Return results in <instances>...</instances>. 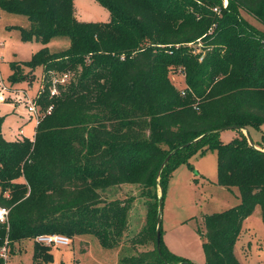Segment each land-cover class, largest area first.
<instances>
[{"label":"trees","instance_id":"obj_1","mask_svg":"<svg viewBox=\"0 0 264 264\" xmlns=\"http://www.w3.org/2000/svg\"><path fill=\"white\" fill-rule=\"evenodd\" d=\"M97 1L109 12L105 22L79 20L74 0H0V10L28 20L17 27L21 40L42 44L30 60L10 62L8 79H32L41 66L36 103L45 110L33 138L19 141L3 137L0 116V206L9 209L0 250L10 257L15 243L32 239L33 264H51L50 246L34 239L53 233L118 247L131 203L107 192L136 184L149 200L132 244L152 248H134L118 264H191L161 238L157 247L158 201L174 168L215 150L217 183L237 187L240 201L204 217L205 263L240 264L233 248L243 220L259 206L264 224V146L242 131L264 124V30L241 11L264 25V0ZM57 36L69 45L51 52ZM56 71L71 76L50 95ZM178 72L182 88L172 79ZM232 126L238 136L223 143L221 131Z\"/></svg>","mask_w":264,"mask_h":264},{"label":"rangeland","instance_id":"obj_2","mask_svg":"<svg viewBox=\"0 0 264 264\" xmlns=\"http://www.w3.org/2000/svg\"><path fill=\"white\" fill-rule=\"evenodd\" d=\"M224 6L227 0H223ZM74 9L81 21L105 22L109 19L106 7L97 0H74ZM242 16L255 27L264 30V25L253 16L241 11ZM27 28L29 22L24 15L0 10V116L3 118L1 131L6 140L19 141L23 137L32 139L35 133L36 120L31 117L25 107L26 96L35 99L40 87L43 69L36 66L33 77L28 75L23 80L11 83L10 62L28 61L42 44L37 41H22L17 27ZM69 45L66 36H57L47 44L51 52L64 50ZM24 71H28L24 69ZM62 73H52L48 81V89L60 83L55 82ZM31 79V80H30ZM174 84L182 88L184 76L181 72L173 73ZM26 94H25V93ZM58 93V91H57ZM56 93V94H57ZM23 97V98H22ZM43 107H39V109ZM40 109V118L45 110ZM22 129L23 137L16 136ZM248 139L254 145H264V124L257 128L249 127ZM245 135L246 133L243 132ZM238 134L233 129L222 130L220 139L229 142ZM160 187H156V195L160 196ZM136 184L114 186L107 192V197L130 201L128 213V230L123 234L122 242L115 248H104L92 235L70 238L69 246H50L53 254L51 264H118L125 253L150 250L152 243L146 245L132 244L138 238L146 223V210L149 198L141 194ZM240 201L237 187L226 188L217 183V156L215 150L196 153L174 168L167 181L161 211V239L167 249L176 256L191 264H206L203 252L204 217L208 214L222 212ZM32 239L15 243L16 251L10 257L6 252L5 264H33ZM1 251V250H0ZM240 264H264V224L260 216L259 206L243 221L238 240L233 248Z\"/></svg>","mask_w":264,"mask_h":264},{"label":"built area","instance_id":"obj_3","mask_svg":"<svg viewBox=\"0 0 264 264\" xmlns=\"http://www.w3.org/2000/svg\"><path fill=\"white\" fill-rule=\"evenodd\" d=\"M70 76H71L70 72L62 73L58 79H54V80L57 83L65 84L69 80ZM43 81H44V76H42L40 80V87H39L36 98L43 91ZM56 93H57V90L55 88L50 89V95H55ZM25 98H26L25 107L27 108V111L29 112L30 116L35 118L36 124H37L40 118V109L36 103V98L34 100L29 99L27 96ZM50 110H51V106L48 107V109L46 110V113H50ZM18 134L22 135V130H19ZM8 212H9L8 208L0 206V223L7 222ZM34 240L46 246H57V247H64V246L66 247V246H69L71 243L70 237L64 234H57V233L41 234L35 237ZM5 251H6L5 247H2L0 251V256H2L3 258L6 257Z\"/></svg>","mask_w":264,"mask_h":264},{"label":"water","instance_id":"obj_4","mask_svg":"<svg viewBox=\"0 0 264 264\" xmlns=\"http://www.w3.org/2000/svg\"><path fill=\"white\" fill-rule=\"evenodd\" d=\"M226 129H234V127H227V128H224L223 130H226ZM242 131H244L246 133V136H248V130L245 129V128H242ZM249 143L250 144H253V142L248 139ZM169 157H167L165 160H164V163L162 164V166L160 167V170L159 172L161 171L163 165L167 162ZM161 211H162V199L160 198L159 201H158V214H157V219H156V241H157V247L159 248V242H160V238H161V230H160V226H161Z\"/></svg>","mask_w":264,"mask_h":264},{"label":"crops","instance_id":"obj_5","mask_svg":"<svg viewBox=\"0 0 264 264\" xmlns=\"http://www.w3.org/2000/svg\"><path fill=\"white\" fill-rule=\"evenodd\" d=\"M75 15H76V12H75ZM76 17H77V15H76ZM77 18H78V17H77ZM78 19H79V18H78ZM79 20H80V19H79ZM19 130H22V129H19ZM18 132H19V131H18ZM243 132H244V131H243ZM16 136L23 137V135H19L18 133H16ZM3 137H4V136H3ZM32 138H33V137H32ZM255 146H256L257 148L261 149L260 146H264V145L262 144V145H259V146H258V145H255ZM262 150H264V149H262ZM244 220H245V219H244ZM244 220H243V221H244Z\"/></svg>","mask_w":264,"mask_h":264}]
</instances>
